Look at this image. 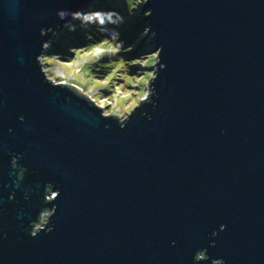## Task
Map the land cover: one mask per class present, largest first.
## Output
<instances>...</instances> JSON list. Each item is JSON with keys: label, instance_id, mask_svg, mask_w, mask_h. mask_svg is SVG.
<instances>
[{"label": "water", "instance_id": "95a60500", "mask_svg": "<svg viewBox=\"0 0 264 264\" xmlns=\"http://www.w3.org/2000/svg\"><path fill=\"white\" fill-rule=\"evenodd\" d=\"M90 2L0 0V264H264V0H148L164 67L123 129L36 61Z\"/></svg>", "mask_w": 264, "mask_h": 264}, {"label": "clouds", "instance_id": "9594fccd", "mask_svg": "<svg viewBox=\"0 0 264 264\" xmlns=\"http://www.w3.org/2000/svg\"><path fill=\"white\" fill-rule=\"evenodd\" d=\"M117 6L121 9V11H117L115 9H107L102 10L95 7V4L90 2L88 8L86 10H77V11H68V10H59L57 12V16L61 20H65L67 17H70V20H67L64 23L63 27L67 30V33H75L78 30L82 31L84 37L86 38L90 33H98L101 37H103L100 43H93L91 45V50L89 53L91 63H95L101 58L107 57H117L123 53V57L131 52L137 44L145 37L148 36L150 32V27L145 26L143 30L140 32L137 40L133 42L132 45L125 47V41L121 39V27L126 23L132 21L133 17L137 16L140 13L143 5L148 3V0H137V6L133 11H129L128 9V0H115ZM127 10V15H123V9ZM150 11H146L143 13L144 16L150 15ZM49 32H52L53 37L57 35L51 28H42L40 30V35L45 36ZM156 33L152 32L149 40L145 43V50L136 58L131 60H127L131 62L134 67H137L136 73L146 72V58H149L155 55V63L151 68V78L150 80H145L143 77H140L143 82L144 87L136 94V99L132 101L131 109H124V111H120L119 108L112 107L109 108L108 105L112 103L113 100L116 101L117 104L120 103L121 99H128L131 96V93H126L123 97L120 94V87H116L113 96L111 97H103L101 95L100 89L107 88L109 86V82L112 80L113 76L117 75V70L114 69L109 75H107L102 80H93V83L90 86H84L83 83H77L73 80L68 79L67 76H61L57 78L55 75L51 74V69L46 68V64L51 61L47 60V57H51L54 54H49L53 48V41L49 39L42 43V51L41 54L36 57V61L40 68V72L43 75L45 81L52 85L53 87H66L70 91H72L75 95L84 99L86 102L93 105L99 112L102 118L104 119H114L118 122L119 127L123 129L126 126V123L129 121L130 117L134 114L135 110L140 108L143 104L154 103L152 100V96L155 94V89L152 87V81L157 79V65L160 68H163L164 65L159 64V54L161 49L157 48L156 51H150L152 47L155 45L152 43V37H155ZM125 59V58H124ZM126 60V59H125ZM59 62V61H57ZM75 63V61H73ZM139 65V66H135ZM106 66H111L106 65ZM124 64L120 63L118 68H123ZM77 73L80 75H87V73H82L81 69L77 68ZM122 79H125L128 83L132 82V77H128L126 75L121 76ZM127 113V114H125ZM146 115V113H145ZM21 120L24 119L23 116L20 117ZM109 125H105V128H109ZM17 158L13 157L12 159V167L16 168ZM51 190V191H50ZM46 195H45V203H53L55 200L59 198V190H53L51 185L46 186ZM11 198V197H10ZM27 199V197H25ZM56 212V206L53 205L52 208H44L38 214L36 220L30 223V235L32 237H36L39 233H49L52 231V226H50L51 217ZM224 226H221V230H223ZM213 236H216L217 233L213 232ZM175 243V242H173ZM214 246V243H213ZM209 256L207 254V249H197L193 255V264H201V262L209 261ZM211 264H224L222 258L212 259Z\"/></svg>", "mask_w": 264, "mask_h": 264}, {"label": "rangeland", "instance_id": "374dc122", "mask_svg": "<svg viewBox=\"0 0 264 264\" xmlns=\"http://www.w3.org/2000/svg\"><path fill=\"white\" fill-rule=\"evenodd\" d=\"M101 0H98L96 8L100 7ZM137 6V0H128V9L129 11H133L135 7ZM109 7H112V9H120L115 0H109ZM126 8L123 9V12H126ZM146 12L144 10V5L140 10V13L137 14V16L133 17L132 21L126 23L121 27V38L124 35H128L127 37H124L125 39V47L130 46L135 42L140 34V32L143 30L145 26H148L147 23L143 21V19L146 17L143 15V13ZM127 15V14H126ZM142 23L143 26L140 29H137V23ZM137 29V32H134L133 30ZM132 34V35H130ZM90 41H88L89 37H84L83 32L80 33V38L77 36L71 37L70 40H66L64 44V50L63 52H57L54 53L53 56L47 57L46 59L51 61L50 63L46 64V68L51 69V74L55 75L57 78H60L61 76H67L68 79L73 80L77 83H83L84 86H90L93 83V80H102L107 75H109L114 69L117 70V75L113 76L112 80L109 82V86L107 88H101L100 92L101 95L105 98L113 96V93L115 92L116 87H120V96L123 97L126 93H131L130 98L128 99H121L120 103L117 104L115 100L112 101L110 105H108L109 108L116 107L119 108L120 111H124V109L128 108L131 109L132 101L136 99V94L144 87L143 82L141 81L140 77H143L145 80H150L151 78V68L154 66L155 63V55L146 58L147 64H146V72L142 73H136L137 67H134V65L127 61L131 60L133 58L138 57L142 54V52L145 50V43L149 40V37L151 36V33L149 32L148 36H145L139 44L136 45V47L129 53H127L124 57L123 55H119L117 57H103L101 60L91 63L90 61V50L91 45L93 43H100L103 39V37L99 36V40L93 39L92 33H90ZM62 34L59 35L58 40L55 43L61 44L63 41L61 39ZM93 41V42H92ZM152 43L155 45L150 49V51H156L157 45L152 37ZM51 54V53H49ZM126 60H125V59ZM119 59L122 61L116 62V60ZM59 61V62H57ZM75 61V63H73ZM116 63V65H114ZM120 63L124 64L123 68H118V65ZM127 63V64H126ZM111 65L106 66V65ZM114 65V66H113ZM139 66V65H135ZM81 69L82 73H87V75H80V73H77V68ZM112 67V68H111ZM126 75L128 77H132V82L128 83L125 79H122L121 76ZM127 114V113H125Z\"/></svg>", "mask_w": 264, "mask_h": 264}, {"label": "trees", "instance_id": "16d2710c", "mask_svg": "<svg viewBox=\"0 0 264 264\" xmlns=\"http://www.w3.org/2000/svg\"><path fill=\"white\" fill-rule=\"evenodd\" d=\"M98 9H102V10H107V9H112V7H109V0H101V3H100V7L98 6L97 7ZM117 11H121V9H117ZM122 14L123 15H126L127 14V11L126 12H123L122 11ZM135 23H137V29H140L142 26H143V24L141 23L140 24V22H139V20H138V22H135ZM137 29L135 28V30H133L134 32H137ZM80 33H81V31H77V32H75V33H67V30H65L63 33H62V36H61V39L63 40L62 42H61V44H59V43H53V48H52V50H51V54H54V53H57V52H63V50H64V44H65V41L66 40H70V38L71 37H74V36H77V37H79L80 38ZM122 33V32H121ZM121 35H123V34H121ZM130 35H132V34H130ZM90 36L91 35H88V37H89V39H88V41H90ZM92 36H93V39H95V40H99V34L98 33H95V32H93L92 33ZM128 35H124L121 39L122 40H124L125 41V39H124V37H127ZM93 42V41H92ZM121 55H123V53H121ZM118 61H122V59L121 60H119V59H117L116 60V62H118ZM127 64V63H126ZM114 65H116V63L114 64ZM113 65V66H114ZM112 68V67H111Z\"/></svg>", "mask_w": 264, "mask_h": 264}]
</instances>
